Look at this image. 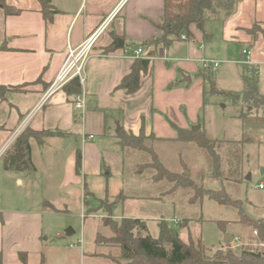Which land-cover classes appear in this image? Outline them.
<instances>
[{
    "label": "crops",
    "instance_id": "1",
    "mask_svg": "<svg viewBox=\"0 0 264 264\" xmlns=\"http://www.w3.org/2000/svg\"><path fill=\"white\" fill-rule=\"evenodd\" d=\"M5 4L17 12L6 14L0 8V85L19 89H8L0 97V264H21V252L27 254V264H39L47 240L44 215L72 208L79 198L85 210L84 192L94 195L93 190L102 186L110 203L114 196L119 197L116 202L157 201L151 195H125L121 179L135 166L138 152L122 146L117 132L186 147L174 139L178 130L199 124L205 89L200 73L212 69L203 64L214 52L201 43L204 33L211 36L204 26L205 32L191 27V37L166 47L144 44L161 36L163 0H5ZM44 4L50 10L47 18ZM222 21V30L236 34L234 38L244 43L242 50L250 53L247 44L255 40L245 30L255 22L264 29V0H236L234 12L227 17L223 13ZM102 23L105 27L90 51L79 91L85 95V109L74 107L77 94L68 95L64 87L40 105L67 47L79 45ZM114 39L117 43L108 49ZM137 48L142 52L134 56ZM136 57L148 59L149 66L140 72L139 89L128 92L119 85ZM18 139L29 144L32 173L5 167ZM142 175L139 170L138 177ZM74 233L67 227V236Z\"/></svg>",
    "mask_w": 264,
    "mask_h": 264
},
{
    "label": "rangeland",
    "instance_id": "2",
    "mask_svg": "<svg viewBox=\"0 0 264 264\" xmlns=\"http://www.w3.org/2000/svg\"><path fill=\"white\" fill-rule=\"evenodd\" d=\"M222 14V11H218L214 19L205 21L203 25L206 33L210 32L211 36L205 34L206 37L201 43L205 48H213L214 52L209 54L206 61L209 64L217 62L218 66L214 70L210 67V72L206 69L213 78L216 91L209 92L208 86H205L197 126L203 127L209 139L241 141L238 144L241 156L239 162L233 164L234 172L231 175L226 172L227 165L222 163L225 180H204V186L213 190L223 188L226 196L231 200H238L244 214L253 219L264 220V188L256 187L260 181L264 182V112L263 109L247 106L243 100L244 57L241 50L244 43L234 38L236 34L227 35L222 30ZM245 31L255 40L247 44L250 47L245 44L247 49L250 48L249 54L254 60L253 63L251 59L246 63L257 66L258 89L264 95V29L260 23L255 22ZM182 35L180 38L185 39V35L183 38ZM33 135L39 136L34 133ZM142 144L155 149L167 170L190 174L195 184L207 177L205 169L202 168L203 156L193 142H186L183 145L186 147H181L180 144L156 143L152 137H143ZM137 152L135 166H131V170L121 179V182H125L123 191L128 197L151 195L157 201L150 202L140 198L124 201L120 199L116 202L119 197L114 196L110 198L112 203L110 212H107L103 207H98L99 199L105 195V187L101 186L93 190L96 199L90 198V205L85 210L80 208L79 198L72 208L44 215L43 238L47 240L44 242L46 249L43 253L46 264H111L104 255L109 251L117 254V250L99 242L100 238L104 240L111 235L110 230L102 224L105 216H111L115 220L123 216L142 218L148 228L142 235L149 234L154 238H158L161 226L166 224L168 228H176L183 241L191 240L196 243L200 240L212 251L224 248L239 254L245 247L264 254V243H261L250 225L237 222L239 216L235 208L206 197L201 203H188L190 189L179 188L171 193V182H153L150 176H155L156 170L150 167L151 157L146 152ZM1 162L3 164V160ZM139 170L143 173L140 177ZM247 174L249 179H246ZM135 180L139 181L132 182ZM90 207L94 209L89 210ZM174 217L177 222H174ZM67 227H72L75 233L67 236L70 233L68 229L69 233L66 234ZM225 234L232 239L224 241ZM81 238V246L70 247V243Z\"/></svg>",
    "mask_w": 264,
    "mask_h": 264
},
{
    "label": "trees",
    "instance_id": "3",
    "mask_svg": "<svg viewBox=\"0 0 264 264\" xmlns=\"http://www.w3.org/2000/svg\"><path fill=\"white\" fill-rule=\"evenodd\" d=\"M235 6L236 0H163V15L159 25V29L162 32L161 36L154 37L144 44H160L166 47L172 41L178 40L182 34L185 35V39H188L192 36L191 27L203 31V24L206 20L214 18L218 11H222L227 17L234 12ZM0 8L6 14L12 11L14 13L17 12V10L10 9L5 4V0H0ZM42 9H44L42 11L47 18V11L50 12L48 10L49 7L44 4ZM213 10H215L214 13ZM203 37H206L205 33ZM116 41L114 39L108 49H113V46L117 43ZM148 66V59L136 57L130 73L122 79L119 86L128 92L137 91L140 87V72H145ZM206 71L205 69L202 70L200 75L203 77L204 85L208 86V91L214 92L216 91L215 83L212 76ZM242 84L245 104L252 108L263 109L264 112V95L258 89L259 72L256 65L243 64ZM64 88L68 95H75L80 91V86L76 79L68 82ZM8 89L18 90L19 87L6 88L0 85V97H3V94ZM33 133L41 134L45 132ZM23 137L25 138V135ZM143 137L141 134L138 136L127 135L122 129L117 132V139L122 146L149 154L151 157L150 165H152L149 166L156 170L155 176L152 177L153 180L156 182L162 180L171 182L172 184L169 188L171 193H174L179 188L190 189L191 193L188 197V203H201V200L206 197L215 200L219 204L235 208L239 216L237 222L250 225L261 243H264V220L253 219L244 214L242 207L237 202L238 200H231L226 196L223 188L213 190L208 188V186H204V180L226 179L221 169L223 168V162L227 165V174L231 175L234 172L232 166L239 162L241 156V151L238 147L241 141L209 139L202 126L196 131L192 129L178 130V136L174 141L182 143L193 142L200 149L203 156L202 162L204 166L202 168L205 169L207 177L203 178L202 176L201 182L195 184L190 174H185V172L184 174H178L167 170L155 149L142 144ZM16 147L14 155L9 157L7 161L5 160V167L7 169L27 170L32 173L34 166L30 158L28 142L18 139ZM77 170L79 171V163ZM92 197L94 195L91 192H84V207L90 205V198ZM94 199L96 198L94 197ZM98 207H103L107 212H110L111 203L107 197H104L99 199ZM90 209L94 208L90 207ZM102 224L110 230L111 235L105 237L104 240L100 238L99 242H103L101 244L117 250V254L109 251L104 255L111 264H264V254L261 252L245 247L241 249L239 254L224 248H216L212 251L207 249L200 240L196 243L191 240L183 241L176 228L161 226L158 238L151 237L149 234L142 235L144 231L147 232V224L141 218L121 217L119 220H115L111 216H105L102 218ZM18 256L21 264H27L26 253L21 252ZM39 264H45L44 257L41 258Z\"/></svg>",
    "mask_w": 264,
    "mask_h": 264
},
{
    "label": "built area",
    "instance_id": "4",
    "mask_svg": "<svg viewBox=\"0 0 264 264\" xmlns=\"http://www.w3.org/2000/svg\"><path fill=\"white\" fill-rule=\"evenodd\" d=\"M105 25L102 23L94 32L89 34L79 45L77 46H68L65 59L63 64L60 67L58 74L55 79L51 82L49 88L41 99L40 105L43 101H45L55 90L63 87L65 84L70 82L73 79H76L79 86H82L85 82V65L90 55V51L95 44L96 39L99 34L103 31ZM182 38L184 35L181 36ZM142 52L141 48H137L134 50V56H138ZM242 55L244 57V63L250 61L249 52L247 50H242ZM211 64L204 61L203 66L205 68L212 67L213 69L218 66L217 62H210ZM85 95L83 92H80L76 95L73 105L78 110L85 109ZM22 130V126L18 127L16 130V135L20 133ZM258 189L264 188V182L260 181L257 186ZM174 222H177L175 217L173 218ZM82 240H78L75 244H70V247L73 246H81Z\"/></svg>",
    "mask_w": 264,
    "mask_h": 264
},
{
    "label": "water",
    "instance_id": "5",
    "mask_svg": "<svg viewBox=\"0 0 264 264\" xmlns=\"http://www.w3.org/2000/svg\"><path fill=\"white\" fill-rule=\"evenodd\" d=\"M215 12V10H213V13ZM119 46H122V41L121 40H119ZM187 81H190V79L189 78H187ZM199 128H200V126H194L193 128H192V130H194V131H196V130H199ZM249 174H247V176H246V179H249ZM232 239V237L230 236V235H228V234H225V236H224V241H230Z\"/></svg>",
    "mask_w": 264,
    "mask_h": 264
}]
</instances>
